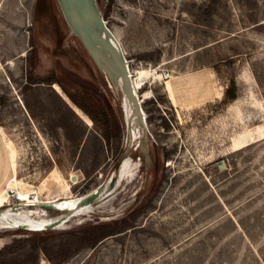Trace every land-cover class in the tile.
<instances>
[{
    "label": "rangeland",
    "instance_id": "obj_1",
    "mask_svg": "<svg viewBox=\"0 0 264 264\" xmlns=\"http://www.w3.org/2000/svg\"><path fill=\"white\" fill-rule=\"evenodd\" d=\"M97 2L133 76H170L138 88L147 131L131 139L121 88L58 0H0V207L63 218L38 231L0 222V264H264V0ZM95 189L72 211L47 203Z\"/></svg>",
    "mask_w": 264,
    "mask_h": 264
},
{
    "label": "water",
    "instance_id": "obj_2",
    "mask_svg": "<svg viewBox=\"0 0 264 264\" xmlns=\"http://www.w3.org/2000/svg\"><path fill=\"white\" fill-rule=\"evenodd\" d=\"M58 2L71 33L80 39L97 67L107 75L116 88H121L123 98L128 101L131 110L127 119V129L131 139H133L134 125H138L145 135L146 115L142 101L134 88L125 51L106 22L97 0H58ZM45 206L53 208V205ZM51 227L53 226H48Z\"/></svg>",
    "mask_w": 264,
    "mask_h": 264
},
{
    "label": "bare ground",
    "instance_id": "obj_3",
    "mask_svg": "<svg viewBox=\"0 0 264 264\" xmlns=\"http://www.w3.org/2000/svg\"><path fill=\"white\" fill-rule=\"evenodd\" d=\"M115 35V34H114ZM116 36V35H115ZM117 37V36H116ZM118 39V37H117ZM119 40V39H118ZM131 77L133 80V84H134V88L136 93L138 94V88L141 87V85L146 81V79L153 77H160V73L158 71H155L152 68H147V69H140L137 73V76H133L131 70ZM170 76V75H169ZM169 80V79H168ZM166 80V82L168 81ZM167 89L171 94H175L176 91H174L173 86L171 85V82L169 81L167 84ZM140 100L142 101L140 95L138 94ZM124 100V105L126 108V119H128L129 114H130V110L131 108L129 107V103L127 100H125V97L123 98ZM145 114V113H144ZM133 126V137H137V127ZM128 162L125 161V163L122 165L121 167V176L122 175H126V172L128 171ZM116 177V176H115ZM17 181V178H11L8 179V183L10 184L11 181ZM15 183H13L14 185ZM110 184V183H109ZM101 186V185H100ZM13 188V191L16 192L17 196L19 198H22L24 200H29L30 195H28V193L26 194L25 192L22 191H18L14 188V186H11ZM3 188L0 189V204H5L7 203V199L6 197L3 198ZM114 193V192H113ZM98 194H100L98 189H95L94 191H92L91 193L84 195V196H80V197H66V198H62V199H56V200H48V202L52 203L54 205L55 208L61 210V211H67V210H75L78 208H82L85 205H89L95 201H97L100 197H98ZM40 201L38 203H30L27 202L26 205H37L39 204ZM18 207H9V208H3L0 207V222L2 223H10L4 226H9V227H27L29 229H33V230H46L48 228V226L52 225L53 227H57L59 226V224L62 222L63 218H59V219H55L53 217H49V218H42L41 220H37L35 217L32 216V213H26V214H19L16 215L15 210ZM17 212V211H16ZM18 213V212H17ZM57 217V216H56ZM65 218V217H64ZM69 218V217H67ZM63 224V223H62ZM58 228V227H57Z\"/></svg>",
    "mask_w": 264,
    "mask_h": 264
},
{
    "label": "trees",
    "instance_id": "obj_4",
    "mask_svg": "<svg viewBox=\"0 0 264 264\" xmlns=\"http://www.w3.org/2000/svg\"><path fill=\"white\" fill-rule=\"evenodd\" d=\"M97 1H99V0H97ZM81 42V41H80ZM81 44L83 45V43L81 42ZM84 46V45H83ZM84 50H85V52L88 54V56H89V58L92 60V63H93V65H94V67L96 68V70H97V73L104 79V80H108L106 77H107V75L104 73V72H102L101 70H99V68L97 67V65L95 64V62L93 61V59H92V57L90 56V54L88 53V51H87V49L85 48V46H84ZM64 74L65 75H68L69 76V78H72V80H74V81H72V83L73 84H75V85H77V82H80V81H77L76 79H75V77H74V75H73V73L72 72H68L67 70L64 72ZM77 81V82H76ZM81 82H84V81H81ZM78 83V86H81V84L82 83ZM74 101H75V99H74ZM80 107H82L80 104V102H77V101H75ZM148 152L144 149V148H142L141 150H139L138 151V156L136 155V154H134L135 156H136V158H134V159H139V160H142L143 161V164H144V173L145 174H149L152 170H153V168H151V166H153L152 164H153V158H149L148 157ZM120 159V158H119ZM149 161H152V163L151 162H149ZM111 225H106V226H104V227H97V228H94V229H96V230H103V229H106V230H110L111 228Z\"/></svg>",
    "mask_w": 264,
    "mask_h": 264
},
{
    "label": "crops",
    "instance_id": "obj_5",
    "mask_svg": "<svg viewBox=\"0 0 264 264\" xmlns=\"http://www.w3.org/2000/svg\"><path fill=\"white\" fill-rule=\"evenodd\" d=\"M169 81L171 82V85L173 86L174 91H176V92H175V96H176V94L178 93V90H179V89H178L177 84H176V82H175L174 79H169V80L166 82V90H167V92H168V95H169L170 99L172 100V98H171V94H170V92H169L168 89H167V84H168ZM172 102H173V100H172ZM173 103H174V102H173ZM8 144H9V146H10V148H11V156H12V159H13L14 164H15V157H16V154H17L16 147L14 146V144H13L12 141H10V143L8 142Z\"/></svg>",
    "mask_w": 264,
    "mask_h": 264
},
{
    "label": "built area",
    "instance_id": "obj_6",
    "mask_svg": "<svg viewBox=\"0 0 264 264\" xmlns=\"http://www.w3.org/2000/svg\"><path fill=\"white\" fill-rule=\"evenodd\" d=\"M154 70L157 71L156 68H154ZM160 76H163V77L167 78L169 76V73L166 72V71H163V72L160 73ZM29 198H31L28 201L30 203H32V202L33 203H38L39 201L41 202V200L38 199V196L31 195ZM28 206H35V205L33 204V205H28ZM40 206H42V205H40Z\"/></svg>",
    "mask_w": 264,
    "mask_h": 264
}]
</instances>
